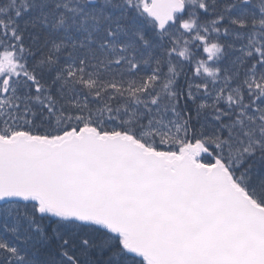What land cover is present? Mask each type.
<instances>
[{"label": "snow or ice", "instance_id": "6c2138e0", "mask_svg": "<svg viewBox=\"0 0 264 264\" xmlns=\"http://www.w3.org/2000/svg\"><path fill=\"white\" fill-rule=\"evenodd\" d=\"M0 264H264V0H0Z\"/></svg>", "mask_w": 264, "mask_h": 264}]
</instances>
